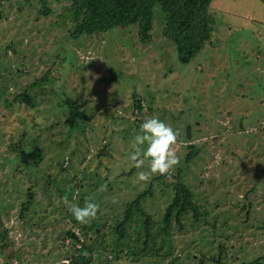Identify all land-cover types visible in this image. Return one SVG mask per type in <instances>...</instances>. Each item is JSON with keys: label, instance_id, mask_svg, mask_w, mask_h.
I'll list each match as a JSON object with an SVG mask.
<instances>
[{"label": "rangeland", "instance_id": "1", "mask_svg": "<svg viewBox=\"0 0 264 264\" xmlns=\"http://www.w3.org/2000/svg\"><path fill=\"white\" fill-rule=\"evenodd\" d=\"M69 5L70 0H46V7L41 0H0V218L10 237L0 243V263L62 264L79 247L72 232L92 246L90 264L259 259L264 3L212 0L210 42L188 63L163 35L158 3L149 42L139 41L136 25L74 37ZM27 88L31 106L15 101ZM135 96L144 103L140 115L133 113ZM67 97L87 112L75 128L65 124ZM151 117L179 133L173 147L180 164L171 173L192 190L202 212L198 223L186 215L181 228L172 222L164 229L173 178L137 179L150 159L143 169L132 162L134 136ZM150 185L152 193L142 202L153 220L150 235L134 212L117 246L114 228L125 206ZM89 198L99 205L97 215L78 223L70 209L84 207Z\"/></svg>", "mask_w": 264, "mask_h": 264}, {"label": "trees", "instance_id": "2", "mask_svg": "<svg viewBox=\"0 0 264 264\" xmlns=\"http://www.w3.org/2000/svg\"><path fill=\"white\" fill-rule=\"evenodd\" d=\"M260 1L264 3V0ZM211 2L212 0H70L68 15L73 24L70 34L77 37L82 34L91 35L105 32L114 27L123 29L130 25H136L139 41L149 42L152 38L153 6L158 3L163 12L162 33L175 44L181 62L188 63L210 42L212 35L210 25ZM41 3L46 7V0H41ZM47 12V9L43 11V13ZM42 79L44 80L45 77ZM42 79L40 78L37 82L41 83ZM15 101L31 106L33 94L27 88L15 96ZM140 101L141 98L135 96L133 113L135 114L136 110L139 112L136 115L141 114L144 106V103L142 101L140 103ZM63 103L68 109L65 124L69 128L79 126V122L84 121L87 117L86 110L81 108L79 102L71 97L65 98ZM187 138L191 139L189 130H187ZM101 151L106 153L104 149ZM193 154V152H189L188 156ZM170 176L173 178L174 194L162 215L164 229L168 228L172 222L177 223L181 228L182 220L186 215H191L193 222L198 223L202 212L200 206L194 201L192 190L179 175L170 173ZM164 177L166 176L160 175L157 180H163ZM151 193L152 187L150 185L125 206L123 218L114 228L117 246L126 236L127 227L134 212L143 217L145 234L146 236L150 235V225L153 224V220L144 209L142 202ZM0 226V243L4 241L9 243L8 229L3 226L1 218ZM70 237L79 244V247L74 248V252L68 257L69 264H90L93 259L92 246L83 240H76L71 235ZM85 251L88 253L87 256L83 254ZM117 255L119 254L111 256L112 261H117ZM263 259L264 255L248 264H261Z\"/></svg>", "mask_w": 264, "mask_h": 264}, {"label": "clouds", "instance_id": "3", "mask_svg": "<svg viewBox=\"0 0 264 264\" xmlns=\"http://www.w3.org/2000/svg\"><path fill=\"white\" fill-rule=\"evenodd\" d=\"M178 136L177 130L156 117L148 118L140 125L134 136L136 150L130 159L140 169H143L145 158L150 159V164L147 170L137 173L139 181L148 182L156 174L171 178L170 173L180 164V158L173 147ZM143 145H147L145 150L140 147ZM70 210L78 223L87 224L96 217L99 205L89 198L84 207L74 205ZM83 254L88 255L86 251ZM63 264L69 262L64 261Z\"/></svg>", "mask_w": 264, "mask_h": 264}, {"label": "water", "instance_id": "4", "mask_svg": "<svg viewBox=\"0 0 264 264\" xmlns=\"http://www.w3.org/2000/svg\"><path fill=\"white\" fill-rule=\"evenodd\" d=\"M71 236L74 237L76 240H78V238L74 235V233H71Z\"/></svg>", "mask_w": 264, "mask_h": 264}]
</instances>
